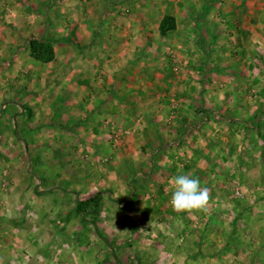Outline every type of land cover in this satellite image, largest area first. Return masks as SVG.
Returning a JSON list of instances; mask_svg holds the SVG:
<instances>
[{
	"label": "crops",
	"instance_id": "1",
	"mask_svg": "<svg viewBox=\"0 0 264 264\" xmlns=\"http://www.w3.org/2000/svg\"><path fill=\"white\" fill-rule=\"evenodd\" d=\"M0 264H264V0H0Z\"/></svg>",
	"mask_w": 264,
	"mask_h": 264
},
{
	"label": "clouds",
	"instance_id": "2",
	"mask_svg": "<svg viewBox=\"0 0 264 264\" xmlns=\"http://www.w3.org/2000/svg\"><path fill=\"white\" fill-rule=\"evenodd\" d=\"M172 194L170 204L176 212L207 211L210 193L201 187L198 178L177 175L169 180Z\"/></svg>",
	"mask_w": 264,
	"mask_h": 264
},
{
	"label": "trees",
	"instance_id": "3",
	"mask_svg": "<svg viewBox=\"0 0 264 264\" xmlns=\"http://www.w3.org/2000/svg\"><path fill=\"white\" fill-rule=\"evenodd\" d=\"M172 28H173L172 19L165 18L161 24L160 31L164 33L166 31L171 30ZM29 50L31 56L40 62L47 63L52 61L53 59L52 47L47 43L32 40L29 42ZM81 206H84V203L81 204L80 207Z\"/></svg>",
	"mask_w": 264,
	"mask_h": 264
},
{
	"label": "built area",
	"instance_id": "4",
	"mask_svg": "<svg viewBox=\"0 0 264 264\" xmlns=\"http://www.w3.org/2000/svg\"><path fill=\"white\" fill-rule=\"evenodd\" d=\"M121 135V132L117 131V132H111L110 133V139L113 141V143H115L117 141V139L119 138V136ZM102 162H105L106 159L101 160ZM234 195L237 198H240L242 196L240 191H236L234 192Z\"/></svg>",
	"mask_w": 264,
	"mask_h": 264
},
{
	"label": "rangeland",
	"instance_id": "5",
	"mask_svg": "<svg viewBox=\"0 0 264 264\" xmlns=\"http://www.w3.org/2000/svg\"><path fill=\"white\" fill-rule=\"evenodd\" d=\"M120 129V130H119ZM118 131H121V128L120 127H118ZM116 144V143H115ZM103 159H106V161L105 162H100V163H102V164H107L109 161H110V159H108V158H101V160H103ZM183 235H185V233H183ZM180 238H181V236H180ZM179 238V239H180Z\"/></svg>",
	"mask_w": 264,
	"mask_h": 264
}]
</instances>
